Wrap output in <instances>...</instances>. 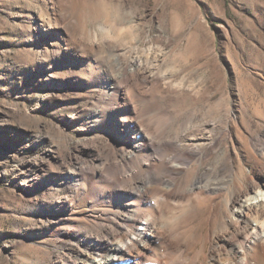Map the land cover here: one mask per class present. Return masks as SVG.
Wrapping results in <instances>:
<instances>
[{
	"label": "rangeland",
	"instance_id": "1",
	"mask_svg": "<svg viewBox=\"0 0 264 264\" xmlns=\"http://www.w3.org/2000/svg\"><path fill=\"white\" fill-rule=\"evenodd\" d=\"M176 148L186 192L264 176V0H0V264H71Z\"/></svg>",
	"mask_w": 264,
	"mask_h": 264
},
{
	"label": "bare ground",
	"instance_id": "2",
	"mask_svg": "<svg viewBox=\"0 0 264 264\" xmlns=\"http://www.w3.org/2000/svg\"><path fill=\"white\" fill-rule=\"evenodd\" d=\"M164 146L151 143L161 157ZM175 151L160 174L150 163L151 169L132 193L136 203L125 210L123 224L97 234L86 252L76 251L71 264H264V176L238 194L231 190L235 179L212 184L199 179L186 192L178 174L196 152ZM200 192L229 198L228 220L217 235L198 234L193 226L198 213L190 197ZM217 203L218 198L211 201L213 213Z\"/></svg>",
	"mask_w": 264,
	"mask_h": 264
}]
</instances>
